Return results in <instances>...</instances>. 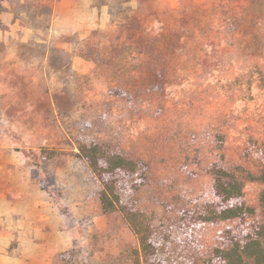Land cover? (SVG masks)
<instances>
[{
	"label": "rangeland",
	"instance_id": "374dc122",
	"mask_svg": "<svg viewBox=\"0 0 264 264\" xmlns=\"http://www.w3.org/2000/svg\"><path fill=\"white\" fill-rule=\"evenodd\" d=\"M10 1L17 12L42 9L38 0ZM104 6L110 22L86 38H50L44 25L37 31L50 46L72 42L79 59L93 63L88 73L71 70L67 53L51 49L46 61L45 47L17 37L0 53V118L25 128L6 135L43 172L41 181L60 190L68 212L79 206L74 264H134L139 247L119 211L102 212V185L78 156L84 142H109L150 163L139 207L157 224L214 199L210 168L221 156L245 182L251 220H264V184L241 172L258 175L263 168L253 147L264 153V4L111 0ZM25 16L26 23L37 21ZM39 135L48 142L24 139ZM235 225L205 224L201 252L209 255Z\"/></svg>",
	"mask_w": 264,
	"mask_h": 264
},
{
	"label": "trees",
	"instance_id": "16d2710c",
	"mask_svg": "<svg viewBox=\"0 0 264 264\" xmlns=\"http://www.w3.org/2000/svg\"><path fill=\"white\" fill-rule=\"evenodd\" d=\"M246 1L251 3L252 9H261L264 4V0ZM110 2L95 0L94 4L102 6ZM25 10L34 14L29 6ZM31 24L47 26L45 18ZM253 148L263 164L262 171L258 175L245 170L241 172L264 184V153L259 147ZM78 156L102 185V212L119 211L137 238L139 247L133 252L134 264H264V220H251L255 209L246 200L245 182L236 171L229 170L223 156L210 168L214 199L198 207L181 208L178 219L159 224L139 207L138 192L150 180L148 161L128 157L112 143L96 141L80 143ZM261 200L264 215V188ZM228 220L237 221V225L225 229L211 253L203 254L202 227ZM60 256L63 264H74L78 249L69 248Z\"/></svg>",
	"mask_w": 264,
	"mask_h": 264
},
{
	"label": "crops",
	"instance_id": "0c3cea01",
	"mask_svg": "<svg viewBox=\"0 0 264 264\" xmlns=\"http://www.w3.org/2000/svg\"><path fill=\"white\" fill-rule=\"evenodd\" d=\"M20 1L22 4L29 2ZM94 1L39 0L41 12L32 16L27 10L17 13L10 0H1L0 53L6 55L9 41L17 37L27 46L45 47L43 56L46 61L51 49L67 53L71 70L88 73L93 63L80 60L72 42L50 46L47 40L38 38L37 31L41 27L23 20L24 15L29 19L45 18L50 38L72 35L86 38L111 19L110 11L104 5L96 6ZM46 6L47 12L44 10ZM57 122L60 125V118ZM29 128L33 129V126ZM20 129L25 128L0 118V264H62L60 253L70 248L78 238L79 206L75 205L68 212L63 206L65 199L60 190L41 181L44 176L43 172L35 170L38 166L29 164L27 158L20 156L16 144L5 133L8 130L22 131ZM37 137L24 136V139L29 143L48 142L43 135ZM97 219L98 216L95 221ZM13 241L17 246L9 249Z\"/></svg>",
	"mask_w": 264,
	"mask_h": 264
}]
</instances>
